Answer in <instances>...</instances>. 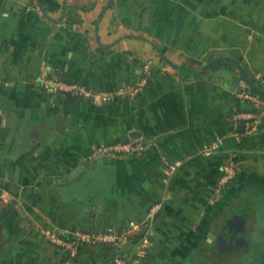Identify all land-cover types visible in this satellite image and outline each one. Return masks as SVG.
Wrapping results in <instances>:
<instances>
[{
    "label": "crops",
    "instance_id": "0c3cea01",
    "mask_svg": "<svg viewBox=\"0 0 264 264\" xmlns=\"http://www.w3.org/2000/svg\"><path fill=\"white\" fill-rule=\"evenodd\" d=\"M42 60L104 92L151 70L134 97L97 102L44 90ZM257 73L264 0H0V264H109L133 242L72 255L41 229L121 230L154 202L141 264H264V115L246 134L233 117ZM132 128L141 152L94 151Z\"/></svg>",
    "mask_w": 264,
    "mask_h": 264
},
{
    "label": "built area",
    "instance_id": "2783aa9c",
    "mask_svg": "<svg viewBox=\"0 0 264 264\" xmlns=\"http://www.w3.org/2000/svg\"><path fill=\"white\" fill-rule=\"evenodd\" d=\"M142 67L143 76L135 83L119 86L110 92H104L94 90L84 83L64 80L51 75L45 60H42L36 82L44 90L51 93L65 92L92 101L107 102L116 97L132 98L140 92L146 84L147 75L151 70V61L147 60L143 62ZM256 78L258 79L256 87L264 90V77L260 76V73H257ZM236 96L240 101L247 102L250 108L237 111L233 117L235 120L243 123V132L245 134L250 133L256 128L259 120L264 115V96L247 89L238 91ZM145 147L146 143L140 137H134L127 140L100 141L94 146V151L102 155L130 152L139 153ZM217 147L218 143L214 142L204 145L199 151L207 155L217 149ZM180 164L181 160L179 159L167 162V172L172 174ZM220 169L221 171L217 180L218 189L229 183L236 174L235 164L230 157L223 160ZM3 199L6 200V197L3 196ZM160 206V202L152 203L140 220H130L126 227L121 230H81L76 231L70 237L65 236L61 230L50 227L42 228L41 232L49 241L66 249L72 255L75 254L78 246L83 243H110L117 246L120 242L130 240L132 235L139 233V237L135 241L130 254L117 252L112 256L109 264H141L151 244L150 233L155 213Z\"/></svg>",
    "mask_w": 264,
    "mask_h": 264
},
{
    "label": "trees",
    "instance_id": "16d2710c",
    "mask_svg": "<svg viewBox=\"0 0 264 264\" xmlns=\"http://www.w3.org/2000/svg\"><path fill=\"white\" fill-rule=\"evenodd\" d=\"M248 89H249L251 92H255V93L260 94L261 96H264V90L261 89V88H258V87H256V86H252V85H251ZM248 108H250V106H249ZM138 237H139V233L134 234V235L131 236L130 240L133 242V244H134L135 241L138 239ZM115 247H116L115 245H112V244H111V248H112V249H114ZM115 253H117V252L115 251L114 254H115Z\"/></svg>",
    "mask_w": 264,
    "mask_h": 264
},
{
    "label": "water",
    "instance_id": "95a60500",
    "mask_svg": "<svg viewBox=\"0 0 264 264\" xmlns=\"http://www.w3.org/2000/svg\"><path fill=\"white\" fill-rule=\"evenodd\" d=\"M245 89H246V88H245ZM238 126H240V128L242 129V127H243V123L240 122V123L238 124ZM132 137H141V132H140L139 130L135 129V128H132V129H130L129 132H128V137L125 138L124 140H127V139L132 138Z\"/></svg>",
    "mask_w": 264,
    "mask_h": 264
}]
</instances>
